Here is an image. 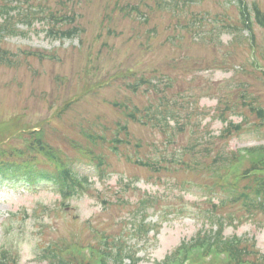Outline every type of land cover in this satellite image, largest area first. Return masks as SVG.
<instances>
[{"label":"rangeland","instance_id":"1","mask_svg":"<svg viewBox=\"0 0 264 264\" xmlns=\"http://www.w3.org/2000/svg\"><path fill=\"white\" fill-rule=\"evenodd\" d=\"M221 1V5L230 7L227 1ZM221 1L205 0L192 9L195 12L207 9L218 15L222 12ZM260 1L264 8V0ZM21 2L27 9V2L35 4L36 1ZM49 2L55 4L54 0ZM102 2L82 0L74 5L85 27L81 37L59 44L58 40L51 39L41 29L40 21L29 26L19 23L18 17L13 16L10 23L23 27L27 32L9 39L6 37V44H1L2 47L23 52L56 49L60 59L23 55L16 66L0 65V122L5 120V116H19L22 123L31 120L41 123L43 127L47 125L49 143L75 157V161L80 156L70 141L75 138L81 141L78 133L80 127H91L109 138L114 135L117 124L127 125L130 138L133 137L132 147L120 146L126 154L104 149V159L110 165L105 167L103 175L87 165L86 158L76 163L75 168L79 173L89 175L90 194L75 196L67 201V206L57 205L58 196L51 183L26 185L0 180V250L16 251L20 264H43L39 257L44 249L61 239L69 240L80 235L92 240L88 225L103 227L106 220L115 218L118 207L110 205V201L115 200L116 196L126 198L129 203L140 198L147 201L153 199L148 203L150 212L146 220L151 224L161 221L159 232L155 234L150 230L148 238L136 241L135 247L137 256L142 259L140 264H157L182 239L188 240L197 230L210 226L204 218V209L211 208L208 198L211 196L212 201L217 202L219 196L225 195L216 190L206 191L204 186L210 182L208 173L182 169L153 174L127 161L124 155H129L132 160L136 157H158L161 151L156 150L155 145L162 142L168 148L163 154L171 156L173 153L174 158H178L185 152L183 147L194 144L196 139L203 144L207 141L217 143L214 136L225 124L219 117L222 111L233 122H241L246 117L254 123L247 126L246 131L223 143L224 152L264 143L258 140L261 135L254 134L255 130L264 133V122L256 113L243 104L240 109L244 110L245 116L225 108L224 101L232 98V103H242L241 95L246 93L248 97L255 98V105L264 109V77L259 72H252L254 67L248 61L251 57L247 41L232 42V34L223 33L218 47L209 41L202 44L198 39L207 33L210 25L206 23L198 39L181 31L184 33L180 36L181 47H176L164 40L168 34L178 32L165 28V15L155 17L149 23L150 26L160 27L157 34L150 36L149 44L144 37L145 28L128 16H116L114 29L118 35L107 36L106 27L100 28L95 23ZM230 2L237 4L236 0ZM237 12V7L231 6L226 12L228 19L235 22ZM0 21L3 18L0 17ZM98 33L103 36L97 37ZM254 33L259 51L264 56L263 30L255 27ZM103 39L109 44L114 43V48L105 47L102 54H97L96 50L102 47ZM141 41L144 43L141 44ZM89 46L94 47V52L91 53L92 61L86 64L84 56ZM256 58L264 65L263 57L257 55ZM86 65H100V69L85 74L83 67ZM161 71H165V77H162ZM80 74L88 90L82 89ZM140 77L150 79L154 84L158 82L160 88L164 87L169 101L167 109L175 113L174 117L167 118L168 131L171 132L169 142L167 136L162 134L164 128L158 121L126 119L122 110L109 103L117 99L129 109L138 106L139 113L143 114L149 112L144 108L146 105H158L160 93L155 94L148 83L140 84L138 91L125 86L137 82ZM168 78H171L173 87H165ZM59 107L64 109L60 117L55 115ZM178 127H183V130H178ZM7 143L19 144L20 139L11 137ZM7 143L5 146H8ZM135 143L140 146L135 147ZM102 199L107 201L106 205ZM109 208L114 209L110 211ZM219 210L221 208L216 209ZM119 211L126 218L112 220L110 227L122 231L128 243L134 242L137 238L131 233L133 229L136 230L140 216L134 213V205L124 204ZM256 221L262 225L264 218L256 216ZM258 222H246L237 228L230 226L225 233L254 235L257 246L264 252V226L260 227Z\"/></svg>","mask_w":264,"mask_h":264},{"label":"trees","instance_id":"2","mask_svg":"<svg viewBox=\"0 0 264 264\" xmlns=\"http://www.w3.org/2000/svg\"><path fill=\"white\" fill-rule=\"evenodd\" d=\"M201 1L202 0H154V2L150 5L145 3L144 8L150 13H153L155 11L170 12V18L177 21L178 25L176 27L185 31L196 32L197 29L200 28L203 22V18L205 17H212L210 18V21H213L212 24L217 28V18L216 16H213V14H211L208 10L197 13L191 12V5L193 3ZM46 2L47 0H38V8H41V6H43ZM120 2L121 0H111L110 3H107L103 7L104 15L109 19H112L111 14L106 11V8L108 7L111 8L112 11L119 8L121 10H125ZM237 3L241 19V26L228 22L221 24V26L218 27L217 30H227L229 32L237 33L240 32L243 28L250 29L252 27L250 25L253 23V21L251 20V15H253L257 23L264 27V12H261V9L258 5V0L247 1L245 3L243 0H237ZM61 4L62 7H64L65 3L61 1ZM17 8V5L11 6L5 3L0 6V13L8 14L9 9ZM41 10L32 14H37L41 12ZM223 11L226 12L225 10ZM128 12H134L133 18H136L142 13V11L135 6L129 9ZM48 14L55 20L59 19L61 23H64L65 19H71V17H69L68 15H64L61 17L54 15V10H52L51 8L49 9ZM186 14H188V17ZM145 22H147V20H145ZM196 22L198 23V27L194 28ZM6 25L7 19L4 22V26ZM76 30L77 29L75 25L70 26L66 30L58 28L56 35L59 37L65 34L71 36L76 32ZM209 38L212 39V36H209ZM252 43L254 44V47L258 52L259 44L254 39V37H252ZM261 72L264 76V71ZM143 81L149 83L150 86L155 87V85H152L149 80ZM128 86L133 90L137 89L138 87L137 84H129ZM242 99H245V101L242 103L246 106L249 105L248 108L257 111L261 116L264 115L261 107H255L254 105H251V102L254 101V98H247L246 94H243ZM242 103L241 101H238L234 104L227 103L226 108L234 110L238 108V106H240ZM118 104L120 103H114V105ZM137 111V108L129 111L127 117L136 119ZM165 113L166 112H164L163 110L159 111V114H161V120L163 121H165L166 118ZM220 117L225 120L223 111ZM241 128L242 126L240 124L229 121L227 125L224 126V128L221 130L220 137H226L233 132L239 131ZM97 138L100 139V143L102 144L107 142L113 150H117V146L114 143L120 142V139L118 137L107 139L104 135L99 136L93 133L90 137L93 144H99L98 141H96ZM212 148L213 145L211 141H207L206 143V152L195 151L191 146H189V149L192 151L191 153L193 155V163H195L198 169L201 171H204L206 173H209V171L212 172V187H220L222 191L228 193L230 196V201L235 204L239 210L248 212L249 215H253L258 212L264 214V145L256 147L261 150L263 158L258 161L248 162L243 161L237 151L231 152L230 155L219 151L217 153V158H214L212 157L210 152ZM94 156L98 157L96 155ZM162 159L165 160V158L163 157ZM210 160L211 163H209ZM138 162V164L153 166L156 169H158L160 166L159 160H154L153 165L149 160H138ZM26 164H28L27 161ZM97 164L99 166L102 165V160L99 157ZM238 165H241V169H239ZM62 173L64 175V181H66L67 185L64 186V194H70L74 189V183L76 186H79L78 180L74 179L75 175L71 173L66 166H63ZM204 187L206 191H209L211 189V186L209 184L205 185ZM213 206L216 207L217 205L214 203ZM217 222H220V227L216 233H209V235L198 237L199 243L203 242L202 245L199 243H193L190 245L181 244L172 253V255L167 256L166 260L161 264H182L184 259H189V264H264V254L260 253L255 248V243L252 239L241 238L237 236L224 238L221 234L220 218H217ZM100 235L101 238L97 244V248L92 253V257L90 259H86L82 254L78 252V249L75 248L65 247L64 250L63 248H55L51 251L49 250L48 254L44 255L46 264H97L98 262L100 264H103L106 255H112L113 264H123V259L125 257H128L130 260L128 264L137 263L138 258L134 256L135 251L132 247H130L129 249H125V247L121 244L116 246L118 249L115 253H113V247L110 248L108 246L107 236H105L104 233ZM102 239L105 241H102ZM124 250H126L128 254H124ZM221 252L223 253V255H219ZM5 254L0 255V264H18L13 255ZM208 255H210V258L207 261H204V256Z\"/></svg>","mask_w":264,"mask_h":264}]
</instances>
